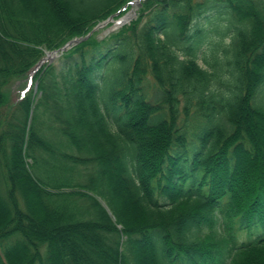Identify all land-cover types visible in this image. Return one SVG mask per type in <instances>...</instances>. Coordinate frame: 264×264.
<instances>
[{
  "label": "trees",
  "instance_id": "1",
  "mask_svg": "<svg viewBox=\"0 0 264 264\" xmlns=\"http://www.w3.org/2000/svg\"><path fill=\"white\" fill-rule=\"evenodd\" d=\"M132 1L0 0V264H264V0H141L41 64Z\"/></svg>",
  "mask_w": 264,
  "mask_h": 264
},
{
  "label": "rangeland",
  "instance_id": "2",
  "mask_svg": "<svg viewBox=\"0 0 264 264\" xmlns=\"http://www.w3.org/2000/svg\"><path fill=\"white\" fill-rule=\"evenodd\" d=\"M138 7H139V4L134 5L132 7V9L128 12V14H130L131 12H134V11L137 12ZM107 25H105L106 27L105 26L100 27L101 28L100 33H99L100 37H105V35L111 33L112 31H115L116 27H117V21L112 26H107ZM60 55L55 57L53 60H57L60 57ZM46 60H49V59H45L44 62ZM53 60L51 59L50 61H53ZM37 69L38 68H36L33 72L35 73V71ZM34 73H32V75ZM32 75H30L29 78L23 77V78H19V79H14V80L9 82L10 84L7 86L6 89L11 94V97H10L11 102L15 103L17 101H20L21 97H23L25 94H27L30 91V89L33 87V81L31 80Z\"/></svg>",
  "mask_w": 264,
  "mask_h": 264
},
{
  "label": "water",
  "instance_id": "3",
  "mask_svg": "<svg viewBox=\"0 0 264 264\" xmlns=\"http://www.w3.org/2000/svg\"><path fill=\"white\" fill-rule=\"evenodd\" d=\"M141 0H134L131 4L134 6L136 4H140ZM127 6H125L123 9H126ZM116 15H119V13H117ZM137 15V12L134 11L133 15L126 20V17L128 16V13L126 15H124L123 17L119 18L117 20V27L116 30H118L120 27H122L123 25L129 23L132 21V19ZM116 22V20L114 19V16L110 17L107 21H105L104 23L99 24L97 27H95L90 33L87 34V36L85 37H80V38H75L71 41H69L65 46H63L62 48H60L59 50L53 51V52H49L46 57L41 61V63L44 62L45 59H49V60H53L55 57L59 56L60 54H62L63 52L67 51L69 48L73 47L76 44H79L80 42L88 39L92 33L97 30L100 27H103L105 25H107L109 22Z\"/></svg>",
  "mask_w": 264,
  "mask_h": 264
},
{
  "label": "bare ground",
  "instance_id": "4",
  "mask_svg": "<svg viewBox=\"0 0 264 264\" xmlns=\"http://www.w3.org/2000/svg\"><path fill=\"white\" fill-rule=\"evenodd\" d=\"M132 15H133V12H131L130 14H128V16L126 17V20H128Z\"/></svg>",
  "mask_w": 264,
  "mask_h": 264
}]
</instances>
